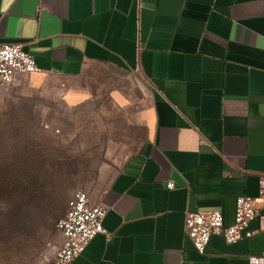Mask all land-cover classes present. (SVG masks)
Wrapping results in <instances>:
<instances>
[{
	"label": "crops",
	"instance_id": "crops-1",
	"mask_svg": "<svg viewBox=\"0 0 264 264\" xmlns=\"http://www.w3.org/2000/svg\"><path fill=\"white\" fill-rule=\"evenodd\" d=\"M0 43L22 44L42 70L0 98L52 76L71 109L108 94L127 126L120 140L145 131L106 186H86L111 236L71 264H249L262 254L258 218L251 238L213 236L201 254L185 216L219 210L229 226L238 197H259L264 0H0Z\"/></svg>",
	"mask_w": 264,
	"mask_h": 264
},
{
	"label": "rangeland",
	"instance_id": "rangeland-1",
	"mask_svg": "<svg viewBox=\"0 0 264 264\" xmlns=\"http://www.w3.org/2000/svg\"><path fill=\"white\" fill-rule=\"evenodd\" d=\"M33 84L0 98V264H50L48 245L57 244L70 198L106 186L145 137L136 130L120 140L127 126L108 94L71 109L61 79Z\"/></svg>",
	"mask_w": 264,
	"mask_h": 264
},
{
	"label": "built area",
	"instance_id": "built-area-1",
	"mask_svg": "<svg viewBox=\"0 0 264 264\" xmlns=\"http://www.w3.org/2000/svg\"><path fill=\"white\" fill-rule=\"evenodd\" d=\"M41 72L34 57L23 50L22 44L0 43V88L13 85L19 75ZM167 187L170 190L175 188L172 182ZM257 204H261V207L258 208ZM106 215L105 206H93L86 192H75L68 201L64 216L57 223L63 241L60 245H48L45 261L50 264H71L83 254L96 236L104 234L110 237L111 234L104 227ZM257 218L264 231V175L260 179L258 198H237L232 225L225 226L219 210L189 212L185 216V233L197 251L204 254L213 236L222 237L228 244L251 238L254 232L249 230V224ZM249 264H264V248L261 255L249 257Z\"/></svg>",
	"mask_w": 264,
	"mask_h": 264
}]
</instances>
